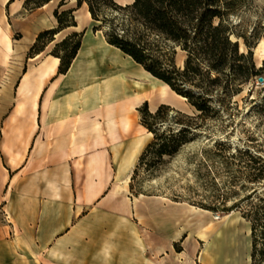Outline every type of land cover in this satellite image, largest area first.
<instances>
[{
    "label": "crops",
    "instance_id": "1",
    "mask_svg": "<svg viewBox=\"0 0 264 264\" xmlns=\"http://www.w3.org/2000/svg\"><path fill=\"white\" fill-rule=\"evenodd\" d=\"M9 1L0 0L7 36L0 46V264H251L249 221L247 243L231 222L229 231L187 250L190 233L176 217L154 222L147 218L157 208L153 201L128 196L152 139L138 108L146 101L152 111L170 104L153 105L152 92L132 96L163 81L94 31L86 5L84 21L76 14L77 26L29 56L38 34L58 25V1L33 11L24 9L25 0ZM14 27L18 39L11 38ZM73 31H85L82 45L59 73L61 60L50 48ZM180 228H186L181 242Z\"/></svg>",
    "mask_w": 264,
    "mask_h": 264
},
{
    "label": "trees",
    "instance_id": "2",
    "mask_svg": "<svg viewBox=\"0 0 264 264\" xmlns=\"http://www.w3.org/2000/svg\"><path fill=\"white\" fill-rule=\"evenodd\" d=\"M51 1L25 0L23 7L33 11ZM242 1L131 0L121 4L118 0H58L54 10L58 25L38 34L29 56L43 52L62 30L77 26L75 11L86 5L95 21L94 31H103L110 44L167 83L190 105L191 113L166 103L152 111L147 101L138 108L141 123L152 134V139L131 175L130 190L133 193L142 170L147 177L156 178L172 159L200 137V130L209 120H223L224 112L245 85L264 77V65L257 66L247 37L244 36L249 47L247 52L241 51L239 42L232 38L235 29L231 15ZM71 2H75L74 7H68ZM84 33L73 31L54 45L51 54L61 60L59 73L69 70L82 45ZM179 56L183 57L182 63ZM228 117L234 121L231 115ZM197 157L198 153H194L188 160L197 161V171L206 168L215 186H218L219 171L209 162L223 160L224 168L231 169L225 160H240L233 169L232 180L237 183L246 178L241 187L250 192L230 207H226L228 192L215 194V207H222L229 213L239 209L243 200L250 203L242 216L251 225V264H264V157L219 140L204 147L202 156ZM242 157H248L249 162H244ZM136 193L150 195L142 189ZM191 203L207 210L214 208L203 202Z\"/></svg>",
    "mask_w": 264,
    "mask_h": 264
},
{
    "label": "rangeland",
    "instance_id": "3",
    "mask_svg": "<svg viewBox=\"0 0 264 264\" xmlns=\"http://www.w3.org/2000/svg\"><path fill=\"white\" fill-rule=\"evenodd\" d=\"M118 1L121 4H127L131 0ZM54 4H57V2H54ZM74 6L75 2L68 4V7ZM11 9L10 4L3 6L4 13L8 15ZM75 14L79 15L82 21L85 20V8L77 9ZM231 22L235 29L232 38L239 42L240 50L245 52L249 50L244 39L245 36L253 49L257 66H263L264 0H243L237 11L231 15ZM90 23L95 25L94 20H91ZM5 24L7 25V23ZM20 35L21 33L18 32L17 27H14L11 38L18 39ZM6 38V32L0 30V46L4 45ZM53 48L50 49L53 50ZM179 61L183 62L182 56H179ZM150 100L153 105L158 101L165 100L171 106L192 112L185 98L179 95L174 98L172 94L163 97L160 93H156L150 97ZM228 115H231L233 122ZM200 133V137L188 145L180 155L172 159L156 178L147 177L144 170L140 172L136 182V190L142 189L150 195H138L136 190L134 193L129 190L130 194L128 196L136 201H153L157 208L148 211L147 218L151 217L154 222H162L165 225L170 221L172 215L176 217L179 225L186 227L190 233L184 242L187 250L196 251L198 242H202V245L208 244V238L213 235L211 230H218L219 225L222 226L225 222L235 223L243 235L244 243H247L250 228L242 213L250 207V203L243 200L240 202L241 207L239 209L226 213L222 207H215L217 201L214 198L215 194L228 192L226 207H230L250 192V189L246 191L241 187V183H246V178L238 180L237 183L232 180L233 169H236V164H239L240 160H225L228 161L231 169L224 168L225 162L222 163L223 160L209 162L210 164L213 163V166L217 167L219 171L216 179L218 186H215L211 183L207 169L203 168L201 171H197L195 169L197 161L190 162L188 157L198 153L197 158H200L202 149L207 145L212 146L218 140L231 144L234 148L250 149L253 153L264 157V81L261 82L258 78L255 82L245 85L242 93L234 97L231 107L224 112L223 120H209L206 127L200 130ZM242 160L249 162L248 157H242ZM235 175L237 174L235 173ZM247 184L252 187L251 183L247 182ZM3 195L4 191L0 177V200ZM190 200L212 204L214 208L207 210L192 205ZM142 216L145 217L143 219L144 224H147L149 219H146V214L142 213ZM186 228H180L177 232L179 233L178 241H183L182 235ZM199 237H204V241H200ZM176 248L181 249V244L176 245Z\"/></svg>",
    "mask_w": 264,
    "mask_h": 264
},
{
    "label": "bare ground",
    "instance_id": "4",
    "mask_svg": "<svg viewBox=\"0 0 264 264\" xmlns=\"http://www.w3.org/2000/svg\"><path fill=\"white\" fill-rule=\"evenodd\" d=\"M4 3H7L9 0H2ZM20 2V1H19ZM18 2V3H19ZM17 5V4H16ZM15 5V6H16ZM19 5H20V3H19ZM18 7V6H17ZM16 8V7H15ZM88 14H91L90 13V11L88 10ZM133 78V77H132ZM142 80V79H141ZM146 80V79H145ZM151 88H152V90H150V91H146V92H144V93H137V94H135L134 96H132V97H135V98H140L141 97V95H144V94H148V93H150V92H152V93H154V94H156V93H160L163 97H167L170 93H169V91L167 90L168 88H167V85L165 84V83H163V82H154L152 85H151ZM136 89V88H135ZM131 125V124H130ZM231 227H232V224H231V222H225L224 223V225H223V229L222 228H219L218 230H211V232L213 233V234H216V235H222L223 234V232H225L224 230L226 229V230H230L231 229ZM203 228V227H202Z\"/></svg>",
    "mask_w": 264,
    "mask_h": 264
},
{
    "label": "water",
    "instance_id": "5",
    "mask_svg": "<svg viewBox=\"0 0 264 264\" xmlns=\"http://www.w3.org/2000/svg\"><path fill=\"white\" fill-rule=\"evenodd\" d=\"M259 80L262 82L264 81V77H260Z\"/></svg>",
    "mask_w": 264,
    "mask_h": 264
}]
</instances>
